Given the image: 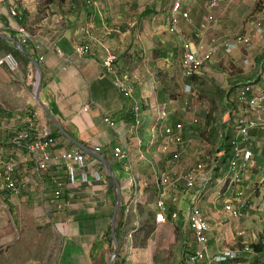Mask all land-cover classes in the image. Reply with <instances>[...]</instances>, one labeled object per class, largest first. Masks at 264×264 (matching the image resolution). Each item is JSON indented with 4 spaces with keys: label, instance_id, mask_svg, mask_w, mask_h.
Instances as JSON below:
<instances>
[{
    "label": "crops",
    "instance_id": "0c3cea01",
    "mask_svg": "<svg viewBox=\"0 0 264 264\" xmlns=\"http://www.w3.org/2000/svg\"><path fill=\"white\" fill-rule=\"evenodd\" d=\"M84 1L54 0L53 3L42 7L37 0H0V34L10 38H20L16 30L17 22L10 15L12 6L16 5L26 10L27 22L25 24L27 28L33 33L35 39L42 41L45 45V47L38 49L35 40H33L30 45L25 46L26 53L19 51L14 43L0 36V54L13 52L20 57L21 64L19 68L10 73L15 80L25 82L32 79L34 75L33 67L35 66L30 57L36 59L41 66L44 84L41 100L49 107L55 120L69 135L65 136L62 133L63 136L59 138L58 148L54 149L55 158L58 157L59 150L76 148L83 151L87 156L86 170L92 174L93 170L99 169L103 178L101 181H95L91 177V182L82 183L80 177H78V185L67 191L66 200L70 199L72 201L71 206H65L62 211L56 206L54 208L50 206L53 191L51 186L52 177L57 176L61 180L67 181L65 168L56 159L50 166L45 187L37 181L27 185L22 194L16 197L18 199L16 204H19L22 211L25 209L23 208L25 206L21 204L22 201H25L28 206L42 204V208H39V210L34 209L36 217L38 220L39 215L51 218L54 227L63 235V243L56 254H53V260L48 258L51 253L41 251V242L39 248L37 247L32 252L33 256L26 257L25 262L21 264H110L112 258L109 259V255H111L109 253L115 244L114 241L111 243L106 233L112 227L115 212L113 204L117 203L118 198L117 182L121 185L122 201L124 200L127 208L128 225L123 239L127 237L126 232L128 233L130 230L128 226L131 221L129 217L132 213L130 205L134 195L132 189L129 188L127 167L132 162L135 165L137 164L134 153H131V151L134 146H138V136L133 128V103L118 91L112 77L106 74L103 61L105 47L124 53L125 59L126 53L128 55V51L138 41L136 32L138 28L141 29L143 23L146 22L149 25L148 22H151V20L153 22V19L158 17L162 19V22L159 23L161 29L158 25H154V22L151 25L153 44L150 46L148 43L143 42V44H140V48L137 49L150 62H142L143 60H139L136 55H133L134 57L130 58L127 63L122 62L120 65L123 71L132 73L140 99H147L153 95L150 89L152 85L150 86L146 80V71L148 65L149 75H151V78L155 77L152 49L157 42L164 41L169 43V47H179L182 50V40L186 36V38H189L188 42L192 46L191 49L204 52L210 50L211 40L214 37L228 41L237 35H250L252 37L251 46L242 48L232 56L226 55L225 51L220 49L214 56L213 62H215L214 64H220L223 60L231 61V65L227 68H240L244 73L243 75L236 74L233 76L236 85L233 86L234 91L230 93L229 98H226V100L238 107L237 109L234 107L236 109L234 114L236 120L245 117L250 123H259L258 116L247 112L248 107L240 103L238 92L242 86H245L247 81L257 78L255 90L257 93H264V39L261 40L256 31L257 23H264V0H234L231 6H225V10L215 12L206 8L205 0H184V4L187 6L186 9L191 12V21L181 23L183 33L180 35L181 37H175V39H168L166 32L171 22V6L174 0H149L144 10H142L140 1L137 0H99L95 4V9L92 7L85 9V5L80 4ZM76 3L80 5L77 7ZM145 8L148 9L147 11H152L153 15L144 17ZM101 9L108 17L107 20L111 21L106 23L105 20H100L101 25L91 31L89 24H91L90 18L92 17L88 14L92 13L94 15V12L98 13ZM116 12L120 14L116 16ZM136 14L137 16L134 17ZM119 19L123 24H127V29L131 26V29H129L130 37L124 36V39L126 37L125 42L121 38L114 40V36L109 37L106 34L108 27L118 29ZM203 23L207 25L210 23V29L204 32L201 31ZM93 34L97 36L98 42L93 40ZM145 35L148 36V31ZM179 39H181V42H179ZM86 40L93 44V55L80 58L75 51V47ZM184 41H187V39H184ZM41 57H44V60H41ZM172 68L169 69L170 78L173 75L171 73ZM217 70L221 73L225 72L220 65H218ZM259 72L262 74L260 75ZM141 91L145 94H142ZM156 92L161 99L162 95L158 88ZM249 98L253 99V96L251 95ZM40 107L39 111L33 109L36 119L39 120L38 123L41 126L53 125L56 128L57 124L41 105ZM87 107L89 109L85 110ZM106 117L115 120L119 129L111 128L104 120ZM180 117L186 123L188 117L183 114ZM261 118L264 121V113L261 114ZM12 119L13 117H9L6 120L10 127H12ZM223 123L227 124L223 127L225 138L223 136L222 139L224 141L229 134L233 138L236 127L233 125L232 119H225ZM23 127L17 128L22 129ZM205 128L203 129L204 134L207 131L210 132L207 121ZM119 130L123 131V135H119ZM118 144L124 145L129 150L131 157L128 162H122L113 157V148ZM224 144L227 146L226 143L221 142V147ZM249 145L254 154L251 163L252 171L247 182L241 185L250 197L248 216L239 221L231 219L228 215H225L226 219L221 217L224 207V195L226 198L230 197L227 191L224 192L221 199L217 196L211 197L204 206V212L210 215L212 220L220 226L214 233L211 246L212 258L218 256L225 248H230L228 244L234 245L238 242L236 231L239 228L249 232V228L253 225L259 226V234L264 235V227H262L264 222L258 221L259 216H264V204L259 206L260 203H264V195L262 194L264 188V131L260 126L250 131ZM97 147H101L102 151L96 152ZM10 148L11 151H9ZM0 149V152L3 151L11 157L18 153L13 150L7 140L2 142V138H0ZM196 152L191 154L194 158ZM19 154L22 158L24 157L23 154ZM17 159L21 160L19 156H17ZM142 159L145 160V156L140 149L139 161ZM189 160L186 161L187 165L190 164ZM22 167L32 169L34 164L27 162L23 163ZM19 178H22V176H19ZM155 182H157V179ZM155 185L157 186L156 183ZM183 203L186 206V203ZM2 217L3 214L0 218ZM39 222L41 224V221ZM174 225L176 226L171 221L158 224L147 249H137L133 245V250L131 249L129 258H127L126 247V254L120 255L119 262L115 264L167 263ZM136 229L139 230V228ZM223 231L226 237L231 236L233 239L227 240L226 237L223 239ZM257 240L256 237H253L251 240L252 245L260 243L261 238L259 242ZM164 246H167V248L163 249Z\"/></svg>",
    "mask_w": 264,
    "mask_h": 264
},
{
    "label": "built area",
    "instance_id": "2783aa9c",
    "mask_svg": "<svg viewBox=\"0 0 264 264\" xmlns=\"http://www.w3.org/2000/svg\"><path fill=\"white\" fill-rule=\"evenodd\" d=\"M205 1L209 11L219 10L223 5L226 6L232 2V0ZM171 10L172 18L169 31L172 34H182L181 23L191 19L190 11L186 9L184 0H174ZM17 15V9H12L11 17L14 19ZM263 24V22H258L256 28L257 35L261 40L264 39ZM207 29H210V23L209 25L206 23L201 25V31L204 32ZM16 30L24 45H30L35 40L38 49L45 47L42 41L34 38L33 33L26 26L17 24ZM112 31L114 29L109 30L108 33L110 34ZM211 42V48L208 51L186 50L184 57H182L186 80L193 78L207 63H211L221 48L228 55H231L243 47L251 46L252 37L244 34L237 35L231 42H224L218 38H214ZM85 44H79L75 48L80 58L89 56L92 53V45ZM41 59L44 60V57H41ZM117 60V53L113 49L105 47L103 68L106 74L112 77L118 91L133 103L135 119L133 128L138 131L143 125L142 105L137 99L135 100L133 75L129 71H121ZM20 64L19 57L14 53L0 54V67L8 72L16 71ZM256 82L257 79H252L245 86H242L238 92V98L241 104L248 107L247 112L258 116L259 123H250L245 117L236 120L234 137L238 143L232 151V157L221 170H219L220 163L216 162L218 155H212L204 150L196 152L195 161L187 165L183 157L195 143L193 138H187L185 123L179 122L175 126L165 127L162 151L168 157L165 169L160 171L158 177L160 190L156 197L157 222H167L168 207L172 208V222L175 224L182 222L181 227H184V232L192 240L185 254L184 264H232L239 260L243 253L249 251V249L239 251L225 248L218 256L212 258L211 242L214 239V233L220 226L212 220L210 215L204 212V206L214 195L221 199L224 195L223 192L227 191L230 197L226 198L224 195V213L231 219H241L243 212L249 208V196L241 186L247 182L250 176L251 163L254 157L249 145V133L257 126H260L264 131V121L261 118V114L264 113V93L256 92ZM251 95L253 99L249 98ZM88 109L89 107L85 108V110ZM9 117H13L12 127L8 126L6 121ZM165 118L166 114L163 112L158 119L163 122ZM104 120L111 128L119 129L115 120L110 117H106ZM192 123L198 124L195 121ZM22 126H24L22 129L17 128ZM155 131L156 128L154 127L153 132ZM119 135H123V131L119 130ZM0 138H2V142L7 140L13 150L18 152L10 159L0 157V217L3 214L2 192L7 190L14 197H19L27 185L35 181L41 182L45 187L50 166L55 159L65 168L67 181L61 180L57 176L52 177L51 186L53 191L50 199L52 208L56 206L62 211L65 206H71L72 201L70 199L66 200L67 191L78 185V177H80L82 183L91 182V177L95 181L103 180L99 169L93 170L92 174L86 170L87 156L83 151L76 148L59 150L58 157L55 158L54 149L58 148L60 140L54 135V130L50 126H41L38 123L35 112L32 110L22 109L8 117H4L0 113ZM204 146L205 149H209V145ZM95 151L101 152L102 148L97 147ZM19 153L23 154L24 157L22 158ZM17 156L21 160H18ZM113 157L119 161L128 162L130 152L124 145L118 144L113 148ZM27 162H32L34 167L32 169L23 168L22 164ZM218 171L220 172L217 175ZM19 176H22V178H19ZM133 183L136 184L137 180L135 175L132 174L129 178V188L132 187ZM183 202L186 203V206ZM39 217L42 225L52 223V219L48 216L43 215L42 217V215H39ZM138 231V229L130 231L127 236L131 238ZM131 242L133 247V240Z\"/></svg>",
    "mask_w": 264,
    "mask_h": 264
},
{
    "label": "rangeland",
    "instance_id": "374dc122",
    "mask_svg": "<svg viewBox=\"0 0 264 264\" xmlns=\"http://www.w3.org/2000/svg\"><path fill=\"white\" fill-rule=\"evenodd\" d=\"M40 2V5L44 7L46 4V1L44 0H37ZM139 3H141L142 10H144V7L148 5L149 0H137ZM233 1L228 3L227 5L231 6L233 4ZM206 5V4H205ZM208 9V7L206 6ZM219 10H225V5L221 7ZM219 10H213L212 12L219 11ZM116 16L120 13L116 12ZM137 16L134 15V17ZM191 17V13H190ZM136 21V20H135ZM124 22V21H123ZM154 25H158L160 22H162L161 17H158L156 19H153ZM152 20L151 22H148L149 25L145 22L143 25H141V29L138 28L136 32V37L138 38V41H136L133 44V47L128 51V55L126 53V58L122 59L120 63H127L128 60L133 55H136L139 60H143L142 62H150L149 60H146L145 56H142V53L140 51H137L138 48H140V44H143V42L148 43L150 46L153 44L152 39V32L151 31V25L153 24ZM132 24V23H131ZM204 24V23H203ZM202 24V25H203ZM115 25V24H114ZM140 25V24H138ZM264 25V24H263ZM118 29H114L115 31H112L110 34H113L114 40L124 39V36H129V29H131V26L127 29V24H123L120 19L117 23ZM116 27V25H115ZM90 29V28H89ZM112 27H108V31L106 32L107 36H111L108 32L111 31ZM146 29V30H145ZM180 29H182V26H180ZM117 30V31H116ZM146 31H148V36L145 35ZM166 32L168 34V39H175V37H181V34H172L169 31V28L166 29ZM93 40L98 42L97 36L93 34ZM125 37V39H126ZM125 39L123 42H125ZM184 39H187V41H184ZM184 39L182 40V50L178 47L179 51L176 53L175 58L173 59L174 64H172V70L171 73L173 74V80L171 81L173 92L176 96V98H170L166 91L160 87L159 82L156 79V75L154 78L150 80L149 75V66L147 65V71H146V80L151 86V92L152 96L149 97L147 100H150V115L151 120L148 128L146 129L145 133V139L143 140V143L140 144V140H137V145L134 146L131 153H134V157L137 161V164L135 165L133 162L129 164L128 166V172L127 176L128 178L131 177V175H135V178L137 180V183H133L132 185V193L134 194V199L131 200V210L132 213L129 217L131 220L129 222V232L135 230V228H140L144 221L147 218V215L149 214V211L156 210L155 204H156V192L160 190V185L158 183V177L160 176V170L162 165L166 163V159L168 155L162 151V149L158 148V144L153 143L150 144L151 136L153 135L151 130H153L154 127H156V124L158 122V118L164 111L171 110L173 116H180V115H186L188 122H197L201 125L202 128H200L201 131L203 129H206L204 126V121L202 120V117L207 120V116L210 117V123L211 127L208 125V128H210V132L207 131V133L204 134V136H200L201 142L208 143V145L211 146V149H203L204 151H207L209 153H216L217 149L221 147V135L224 134V120L228 119V116L232 112V107L228 106L226 108V101L225 99L229 98L224 95L228 93H232L234 91V87L236 85L235 79L233 76L236 74L243 75L244 73L240 70V68H234L232 67L227 68L231 65V61L223 60L220 64H214L215 62H212L211 64H207L201 71H199V75H197L196 78H191L186 80L185 74L183 71V63H182V57H184V54L186 50H193L191 49L192 46L188 42L189 38H186L184 36ZM179 42H181V39H179ZM195 49V48H194ZM137 51V52H136ZM200 52L199 50H196ZM118 54V51H115ZM172 60V59H171ZM216 67H215V66ZM218 65L224 68L225 72H219L217 70ZM34 68V75L32 76V79L29 81H18L15 80L12 77V74H10L8 71H6L4 68L0 67V113L4 114V117L12 116L14 113H17L21 111L22 109H29L32 110H40V104L36 101L35 98V85L37 82V70ZM155 73V69H154ZM158 88V91H160L162 97L161 99L158 96V93L156 92ZM147 89V88H146ZM154 90V91H153ZM142 94H145L143 91H141ZM223 93H225L223 95ZM137 91L135 88V100L138 99ZM141 104V103H140ZM35 112V111H34ZM145 113H143L144 116ZM228 114V115H227ZM39 121V120H38ZM41 121V120H40ZM203 121V124H202ZM42 122V121H41ZM52 122V121H51ZM169 120L166 117L163 120V124L165 125L168 123ZM53 123V122H52ZM50 123V124H52ZM7 125V124H6ZM56 125V124H55ZM227 125V124H226ZM225 125V126H226ZM53 130L55 129L53 125H49ZM58 127V126H57ZM144 128V124H143ZM227 128L230 129V127L227 126ZM216 130V132H214ZM209 132V133H208ZM189 138L194 139V146L193 148L189 149L187 153L184 155L185 162L187 159L190 163L194 161V157L191 155L192 153H195L196 151H199V148L197 147V144L195 142V139L193 136L188 135ZM140 146L141 149L144 150V152L148 153L149 149V155L154 160L153 163L155 164V174L154 178L150 181L147 177L146 173V167L145 160L140 159ZM11 151V148L9 149ZM147 154V155H148ZM0 157L5 158L8 157V159L11 158V155L6 154L5 152H0ZM139 162V163H138ZM188 162V161H187ZM141 164V165H140ZM140 166V167H139ZM130 168V169H129ZM141 168V169H139ZM252 171V169H251ZM157 179V182L155 180ZM157 184V186L155 185ZM264 184V182H263ZM262 184V185H263ZM154 185V187H153ZM149 186L151 190L148 191L145 190V187ZM135 190V191H134ZM137 190V191H136ZM135 192V193H134ZM225 192V191H224ZM223 192V193H224ZM262 194L264 195V188L262 189ZM4 196L2 198V206H3V217L0 218V264H21L25 262L26 257H32V252L36 250V248H39L40 243L42 242L41 251L42 252H49L51 254L48 255V258L53 260V254H56V252L61 248L63 243V235H61V232L52 225H41L39 223L38 218L35 215L34 209L42 208V204H38L36 206H28L25 201H22L21 204H23L25 209L23 211L21 210V207H19V204H16V201L18 200L16 197H12L10 193H2ZM216 197V195H214ZM213 197V198H214ZM223 198V195H222ZM225 199V198H224ZM223 199V200H224ZM248 203H250V197L248 200ZM136 204H138V207H136ZM264 203H260L259 206H263ZM115 203L113 204V209L115 210ZM122 206V202H121ZM250 207V205H249ZM264 208V206H263ZM250 211V208L246 209L245 212H243V216L241 219H245L246 216H248V212ZM221 217H225L224 213V207H223V213H221ZM227 216V215H226ZM121 219V208L118 212L117 219H116V227ZM128 219V218H127ZM241 219H235V221H239ZM234 220V219H233ZM259 222H264V216H259ZM156 223L158 225V222L156 220ZM228 223V222H227ZM182 222H179V224H176L183 233L176 234L175 231L173 232V237L170 239L172 242L169 244L170 246V255L168 257V261L165 264H184L185 260V254L187 252L188 246L191 244V237L184 232V227H181ZM224 224H226L224 222ZM229 224V223H228ZM175 226V225H174ZM262 227H264V224H262ZM175 228V227H174ZM225 231V230H224ZM223 231V239H225V232ZM236 238L238 239V242L241 243H235L234 245L228 244V247L232 250L236 249H243L246 247H251L252 242L251 240L253 237H256L259 242L260 238L263 236L262 234H259V226L253 225L251 228H249V232H246L244 230H240V228L236 231ZM137 233L133 235L136 236ZM113 236V235H112ZM133 237L127 236L125 239L123 237L120 239V246H119V255L126 254V247H127V258H129V255L131 253L132 249V242L131 240ZM227 240H231V236L226 237ZM211 242V246H212ZM226 245V242H224ZM242 244V245H241ZM38 245V246H37ZM193 245V243H192ZM227 246V245H226ZM167 246H164L163 249H166ZM115 251V245H113V248L111 249L109 255V259L111 260L112 255ZM251 257V259H250ZM44 258V256H43ZM240 263L244 264H264V258H261L257 260L254 255H251L249 257L244 258ZM115 264V263H114Z\"/></svg>",
    "mask_w": 264,
    "mask_h": 264
},
{
    "label": "trees",
    "instance_id": "16d2710c",
    "mask_svg": "<svg viewBox=\"0 0 264 264\" xmlns=\"http://www.w3.org/2000/svg\"><path fill=\"white\" fill-rule=\"evenodd\" d=\"M44 1H46L47 5L54 2V0H44ZM98 1L99 0H85L84 2H82L80 4L85 5V9H87L88 7L94 8V7H96L95 4ZM80 4L76 3V6L78 7ZM12 7H16L17 12L19 13V15L15 16V19L17 20V22L26 26V24H25L27 22L26 10L23 8H20L19 6H16V5H14ZM147 10L148 9L145 8V12H143L144 17H148L150 15H153L152 11L150 12ZM88 15H90V17H92V18H90L91 24H89V28L91 29V31L93 29L95 30L97 27H99L101 25L102 20H105L106 23H107V21L108 22L111 21V20H107L108 17H106V15L102 11V9L98 13L94 12V15H92V13L88 14ZM112 29H115V28L113 27ZM110 35L113 36V34H110ZM87 37H88V35H87ZM79 44L80 45L81 44H85V45L91 44L92 45V42H89L86 40V41L79 43ZM79 44H77V45H79ZM178 51H179V49L177 47H169V43L164 42V41L157 42L155 44V47L152 49V52H153L152 57L154 59V64H155L154 68H155L156 79L159 82L160 87L166 91L167 95L170 98L171 97L176 98V96L173 92L174 90H173L172 83H171V81L174 78H173V76L170 78L169 69L172 67V64L175 63L173 61V59L175 58V55H176V53H178ZM25 52H26V49H25ZM124 57H125L124 53L118 54V60H117L118 66L121 65L120 62L122 59H124ZM121 71H122V69H121ZM123 72H127V71H123ZM196 77L197 76H195V78ZM151 79L152 78L150 75V80ZM136 85L137 84H135V82H134V86H135L136 91H137ZM43 88H44V84H43ZM224 94L225 93H223V95ZM137 95H138V92H137ZM224 96H225V98L229 97L230 93L226 94ZM138 99L142 105V112L145 113L144 116H142V118L144 119V128H141L137 131V136H138V139L140 140V144H141V143H143V140L146 138L145 137L146 129L148 128V126L150 124V120H151L152 115L149 114L151 107L148 103H150V100H147L146 98H142V99L138 98ZM225 104H226V108L228 106L232 107V113L228 116V119H230V120L232 119L233 124H234V120H235L234 114H235L236 109L238 107H236V105L232 104V102H230L228 100H226ZM234 107H236V109H234ZM165 114H166V117L168 118L169 122L164 125L161 120H158L156 127H155L156 131L153 132V130H151L153 135L151 136L150 144L156 143V144H158V148H160V149H162V143H163V140L165 138V127L166 126H175L178 122L181 121V117L176 116V115L173 116L171 110H168V111L166 110ZM206 118H207L206 121H207L208 125L211 127L210 117L207 116ZM211 129H212V127H211ZM54 132H55V136H57V137L63 136L62 132L60 131V129L58 127L55 128ZM214 132H216V130ZM186 133H189L191 136H195L196 138L199 137V139H201L200 136H204L203 131H201L199 127L192 126V125L186 127ZM223 136L225 138V135H223V134L221 135V138H223ZM221 142L226 143L227 146L224 144L225 151H224V154L222 156H221L220 152L217 153L218 158H217L216 162L218 164L220 163L219 170H221L222 167L224 168L226 166V164L228 163V161L232 157V151H233L235 145L238 143V141L235 140V137L231 138L230 134L228 135V137L226 139H224V141L222 139ZM141 147L142 146H140V149H141ZM141 151L144 153V156H145V164L147 165L146 173L148 174L147 177L151 181L155 175V164L153 163V159L150 157V155L148 153L144 152L143 149H141ZM139 169H141V168H139ZM164 169H165L164 165H162L160 171H163ZM219 172L220 171L217 172V175L219 174ZM153 187H154V185H153ZM149 189L151 190V188H149V186L145 187V190L148 191ZM171 213H172V208L168 207L167 217H168L169 221H171ZM126 214H127V208L125 207V203L123 200L122 206H121V219L119 220L117 227H116V234H117V238L119 240V245H120V239L124 236L125 229L128 225ZM156 217H157V211L151 209L149 211V214L147 215V218L144 221L143 225L139 228L138 234H136V236L133 237V245L137 249H147L149 247L150 239L158 227V225L156 223ZM174 231L176 234L181 233V229L178 226H175ZM106 236L111 241V243H113L114 240H113V236H112V227L109 228V230L106 233ZM252 248L254 250V253L256 255L255 258L257 260L264 258V235L261 237L260 243H258L257 245H253ZM119 259H120V255L118 254L115 263H118Z\"/></svg>",
    "mask_w": 264,
    "mask_h": 264
},
{
    "label": "water",
    "instance_id": "95a60500",
    "mask_svg": "<svg viewBox=\"0 0 264 264\" xmlns=\"http://www.w3.org/2000/svg\"><path fill=\"white\" fill-rule=\"evenodd\" d=\"M1 37L9 40L10 42L14 43L15 46L21 51L24 52V46L22 45V43L15 39V38H10V37H5L3 35L0 34ZM31 61L33 62V64L35 65V68L37 70V85H36V89H35V98L36 101L46 110V112L49 114L50 118L57 124L58 128L60 129V131L65 135V136H69L68 133L65 131V129L55 120V117L53 116V113L51 112V110L49 109L48 106H46L42 100H41V92H42V88H43V72L41 69V66L39 64V62L30 57ZM117 186H118V198H117V203L115 206V212L113 215V220H112V235H113V240H114V244H115V251L112 255V260L110 264H114L115 259L117 258L118 254H119V240L117 238V234H116V219H117V215L118 212L121 208V202H122V191H121V185L119 182H117Z\"/></svg>",
    "mask_w": 264,
    "mask_h": 264
},
{
    "label": "clouds",
    "instance_id": "9594fccd",
    "mask_svg": "<svg viewBox=\"0 0 264 264\" xmlns=\"http://www.w3.org/2000/svg\"><path fill=\"white\" fill-rule=\"evenodd\" d=\"M205 4H206V1H205ZM187 7V6H186ZM14 8H16V7H12L11 8V10L12 9H14ZM17 9V8H16ZM11 10H10V15H11ZM189 10V9H188ZM191 13V12H190ZM18 15H19V13H18ZM12 18V17H11ZM191 18V17H190ZM13 19V18H12ZM13 20H15L16 22H17V20L14 18ZM189 21H191V19L189 20ZM16 24H20V23H16ZM23 25V24H22ZM25 26V25H24ZM27 27V26H26ZM29 30V29H28ZM30 31V30H29ZM107 31H108V28H107ZM115 31V30H114ZM117 31V30H116ZM31 32V31H30ZM183 33V32H182ZM236 37V36H235ZM234 37V38H235ZM214 38H217V37H214ZM213 38V39H214ZM233 38V39H234ZM212 39V40H213ZM219 39V38H218ZM233 39H231V40H228V41H224V42H231ZM17 40H19L20 42H21V40H20V38L19 39H17ZM222 40V39H221ZM223 41V40H222ZM22 43V42H21ZM212 43V42H211ZM22 45L24 46V52H25V46L26 45H24L23 43H22ZM77 46V45H76ZM76 48V47H75ZM244 48V47H243ZM221 49H223V48H221ZM242 49V48H241ZM240 49V50H241ZM19 50V49H18ZM224 50V49H223ZM20 51V50H19ZM239 51V50H238ZM237 52V51H236ZM236 52H234L233 54H235ZM8 53H10V52H8ZM11 53H13V52H11ZM226 53V52H225ZM14 54H16L17 55V53H14ZM233 54H231V55H228L227 53H226V55H228V56H232ZM91 55H93V44H92V53H91ZM18 57H19V55H17ZM90 56V55H89ZM19 59H20V57H19ZM42 60V59H41ZM20 62H21V60H20ZM213 62V61H212ZM211 62V63H212ZM211 63H207V64H211ZM206 64V65H207ZM35 66V65H34ZM2 68V67H1ZM204 68V67H203ZM202 68V69H203ZM201 69V70H202ZM6 70V69H5ZM200 70V71H201ZM7 71V70H6ZM9 73H11V72H9ZM131 73V72H130ZM132 74V73H131ZM259 74L261 75L262 73L261 72H259ZM197 75H199V73L197 74ZM197 75H195V76H197ZM195 76L193 77V78H195ZM37 77H38V75H37ZM253 79H257V78H253ZM252 79H250L249 81H251ZM258 80V79H257ZM135 82V81H134ZM248 82V81H247ZM246 82V83H247ZM245 83V84H246ZM36 85H37V83H36ZM238 90H239V88H238ZM239 99V98H238ZM239 106V105H238ZM165 112V111H164ZM4 115V114H3ZM159 120V119H158ZM202 120L204 121V126H205V124H206V120L202 117ZM203 121H202V124H203ZM180 122H183L182 121V119H181V121ZM235 122H236V119L234 120V124L233 125H235V127H236V124H235ZM134 123H135V119H134ZM179 123V122H178ZM185 123V122H184ZM188 123V122H187ZM143 124H144V119H143ZM134 125V124H133ZM185 133H186V127H188L187 125H192V126H197V127H200V128H202L201 127V125L198 123V124H194V123H188V124H186L185 123ZM141 128H143V125H142V127ZM55 130V129H54ZM235 131H236V129H235ZM135 132H137V131H135ZM54 135H55V132H54ZM188 135H190L189 133H186V136H187V138H188ZM57 137V136H56ZM194 138H196L195 136H193ZM234 137V136H233ZM57 138H60V137H57ZM196 141V144H197V147L199 148V151H201L202 150V148L204 149V145H208V143H205L204 141L203 142H201V141H199L200 139H199V137L198 138H196L195 139ZM125 147V146H124ZM193 148V147H192ZM191 149V148H190ZM209 149H211V146L209 145ZM1 150V149H0ZM189 151V150H188ZM198 151V152H199ZM224 151H225V146H223V147H220V148H218L217 149V152L216 153H210V154H212V155H218L217 153L218 152H220L221 153V156L224 154ZM131 157V156H130ZM5 158H7V157H5ZM194 161H195V158H194ZM193 163V162H192ZM166 164V163H165ZM165 164H164V168H165ZM130 189H132V187L130 188ZM135 191V190H134ZM137 191V190H136ZM2 193H10L11 194V192H9V191H3ZM135 193V192H134ZM3 196V195H2ZM11 196H13L12 194H11ZM4 197V196H3ZM156 197H157V195H156ZM133 199H134V197H133ZM1 202H2V199H1ZM156 205V204H155ZM137 206H138V204H137ZM156 209H157V207H156ZM157 214H158V210H157ZM156 220H157V217H156ZM39 221H40V218H39ZM167 221H169L168 219H167ZM56 222V221H55ZM171 222H172V220H171ZM40 223V222H39ZM158 224H160V223H158ZM48 225H52V226H54V223H53V221H52V223H50V224H48ZM139 228V227H138ZM136 229V228H135ZM138 234V233H137ZM126 236H127V232H126ZM133 240V239H132ZM258 243H255V244H253V245H257ZM252 245V246H253ZM252 246L251 247H246L245 246V248H243V249H236V250H239V251H244V250H246V249H249V251L248 252H245V253H243L242 254V257L239 259V260H237L236 262H234V263H232V264H244V263H240V261H242L244 258H246V257H249V256H251V255H254V257L256 256L255 255V253H254V250H253V248H252ZM117 259V258H116ZM116 259H115V261H116ZM115 261H114V263H115Z\"/></svg>",
    "mask_w": 264,
    "mask_h": 264
}]
</instances>
